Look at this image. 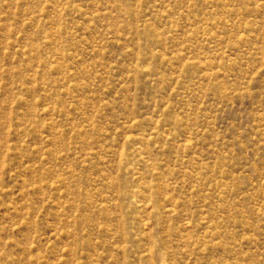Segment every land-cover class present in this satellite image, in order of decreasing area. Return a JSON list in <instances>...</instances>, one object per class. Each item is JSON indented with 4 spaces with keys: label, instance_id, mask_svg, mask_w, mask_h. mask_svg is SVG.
<instances>
[{
    "label": "rangeland",
    "instance_id": "obj_1",
    "mask_svg": "<svg viewBox=\"0 0 264 264\" xmlns=\"http://www.w3.org/2000/svg\"><path fill=\"white\" fill-rule=\"evenodd\" d=\"M0 264H264V0H0Z\"/></svg>",
    "mask_w": 264,
    "mask_h": 264
}]
</instances>
